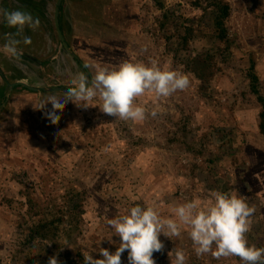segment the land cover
<instances>
[{
  "label": "rangeland",
  "instance_id": "374dc122",
  "mask_svg": "<svg viewBox=\"0 0 264 264\" xmlns=\"http://www.w3.org/2000/svg\"><path fill=\"white\" fill-rule=\"evenodd\" d=\"M225 1L228 42L214 37L213 9L202 0H65L63 32L87 72L61 49L54 0L39 28H29L31 44L19 45L29 56L23 64L4 53L0 33V68L13 79L15 66L36 88L70 86L81 72L91 79L86 63L117 66L133 57L170 64L190 78L186 90L156 102L162 114L143 123L69 102L52 124L44 114L51 103L35 107L68 87L7 92L0 105V264H48L53 255L59 264H84L83 253L102 258L100 247L115 252L120 243L109 219L136 204H155L168 217L185 202L206 204L214 191L236 192L255 208L247 238L264 247L262 108L248 78L254 59L264 95V0ZM186 27L194 28L187 44ZM195 57L211 64L208 80L195 76ZM141 101L154 106L150 95ZM45 221L55 223L32 237ZM188 231L160 235L164 249L153 253L156 264H171L175 249L184 250L187 264H243L236 256L198 257ZM121 261L129 264L127 251Z\"/></svg>",
  "mask_w": 264,
  "mask_h": 264
},
{
  "label": "clouds",
  "instance_id": "9594fccd",
  "mask_svg": "<svg viewBox=\"0 0 264 264\" xmlns=\"http://www.w3.org/2000/svg\"><path fill=\"white\" fill-rule=\"evenodd\" d=\"M0 14L9 27L16 29L14 34L5 35L3 51L9 59L19 62L23 55L19 45L31 44V38L23 35L25 27L35 31L40 20L21 10L4 9ZM17 66L25 70L22 64L17 63ZM85 67L94 69L91 79L81 72L70 79V86L62 96L49 95L35 107L46 109L50 102L52 108L44 114L52 124H57L61 118L57 110L63 112L69 102L84 109L99 106L104 114L122 121L143 123L149 116L156 118L162 114L163 109L156 103L161 98L171 97L190 86L187 74L173 69L170 64L161 65L155 59L145 63L133 57L117 66L86 63ZM146 95L152 97L151 109L143 101L137 102ZM211 197L206 204L194 199L175 206L173 215L168 217L163 216L155 204H136L127 214L107 221L113 234L120 237L115 252L100 247L102 258L83 253L84 264H122L121 256L125 251L129 264H156L153 253L164 249L160 235L171 239L181 237L183 228L189 230L198 257L211 254L219 260L236 256L243 264H264V247L250 245L247 238L255 208L236 192L214 191ZM168 255L171 264H187L188 257L182 249L171 250ZM48 264H59L57 255L49 257Z\"/></svg>",
  "mask_w": 264,
  "mask_h": 264
},
{
  "label": "trees",
  "instance_id": "16d2710c",
  "mask_svg": "<svg viewBox=\"0 0 264 264\" xmlns=\"http://www.w3.org/2000/svg\"><path fill=\"white\" fill-rule=\"evenodd\" d=\"M205 1L209 7L213 9V14H214V37L219 40V41H229V36H228V29H227V19L229 18L231 14V6L228 2L225 0H202ZM8 10V8H4ZM16 10H22L21 7H17ZM63 19L60 17V25L63 30V25H62ZM3 26L5 28H8V25L4 19ZM6 30V29H4ZM194 32V28L192 27H186V36L184 37L183 41L185 44H187L190 39L191 35ZM193 62L196 63L197 68L193 70L195 76L199 78L202 81H206L210 78L211 75L209 73L211 72L210 66L211 64L207 59L204 58V61L201 60L200 58H193ZM212 74V72H211ZM13 79L15 78H25L24 75L21 74V72L17 68H13V76H11ZM248 78L250 81V90L252 93L257 97L258 102L261 104V112L259 115V130L260 133L264 135V95L261 93L259 89V77L258 74L256 73V64L255 60H251V64L248 68ZM7 91L8 87L6 85H2L0 87V105L2 102L5 100L7 96ZM55 221L52 222H42L40 225H38L31 233V236L34 237L33 232L38 234L39 236H43L47 233V229L49 228L50 224H54Z\"/></svg>",
  "mask_w": 264,
  "mask_h": 264
},
{
  "label": "flooded vegetation",
  "instance_id": "af4514ba",
  "mask_svg": "<svg viewBox=\"0 0 264 264\" xmlns=\"http://www.w3.org/2000/svg\"><path fill=\"white\" fill-rule=\"evenodd\" d=\"M52 1L53 0H0V5L2 6V10H4V8L7 7L8 8V11H13V10H16L17 7H21L22 8L21 11H25V12L31 13V15L34 18H37V17L39 18L40 17L41 19H44L45 15L47 14V10H48L49 6L52 5ZM64 1L65 0H62V3L60 5V11L62 10V7L61 6H62V4H63ZM54 3H55V6L57 8V6H58V0H54ZM60 11H59V16H58L59 17V22H60V17H61ZM2 21L3 22L0 23V33H2L4 35L3 37H5V35L7 33H13L14 34L16 32V29L15 28H12V27H9V26H8V28H5L3 26V23H4V17L3 16H2ZM55 21H56V9H55ZM55 26H56V23H55ZM4 29H6V30H4ZM28 30H29V27H28V29H27V27H25L23 35L30 37V35L28 33ZM56 31H57V28H56ZM62 32H63V30H62ZM63 35H64L65 41L67 42L68 47H69V45H70L69 38L64 34V32H63ZM58 38H59V35H58ZM59 42L61 44V49L64 52H67L68 51L70 53V51L65 46L62 45V42H61L60 38H59ZM62 50H60V51H62ZM22 53H23V55H22L20 61L23 64L24 63L23 60L24 59H29V56H28L27 53H24V52H22ZM70 54H72L73 58H75L81 64V66L83 67V65H82L81 61L79 60V58L74 53H70ZM30 58L32 60H35L36 63H38L35 58H33V57H30ZM14 68H16V67L14 66ZM84 70L87 72V69L86 68H84ZM3 74L5 75L7 81H9L10 83H14V82H18V81L23 82V80L26 79V77L24 79L22 77L21 78H15V79H11V78L9 79V76H6V74L4 73V71L2 70V68H0V76L2 77V80L4 81L3 84L0 85V87L2 85L3 86L6 85L9 88V86L7 84V81L2 76ZM21 74L23 75L22 72H21ZM17 87H23L26 90L29 89L28 87H26L24 85H16L15 87H13V90L15 88H17ZM67 87H69V86L64 85V86L53 87V88H49V89H50V92H54V91H61L62 89L67 90ZM38 89L40 91H43V89H47V88H38ZM7 92H9V89H8ZM5 100H7V98H5Z\"/></svg>",
  "mask_w": 264,
  "mask_h": 264
},
{
  "label": "water",
  "instance_id": "95a60500",
  "mask_svg": "<svg viewBox=\"0 0 264 264\" xmlns=\"http://www.w3.org/2000/svg\"><path fill=\"white\" fill-rule=\"evenodd\" d=\"M61 3H62V0H58V6L56 8V21H55V23H56L57 32H58L59 38H60V40L62 42V45L65 46L70 51V49L68 47V44L65 41V38H64V35H63V32H62L61 26H60L59 17H58L59 16V11H60V5H61ZM2 76L7 81L5 75L3 74ZM7 84L9 86V92H8L9 94L12 92L13 87H15L16 85H24V86L28 87L29 89H31L33 91H40L38 88H35L33 86H30V85L26 84L25 82H21V81L14 82V83H10L9 81H7ZM47 90L50 91V89H47Z\"/></svg>",
  "mask_w": 264,
  "mask_h": 264
}]
</instances>
